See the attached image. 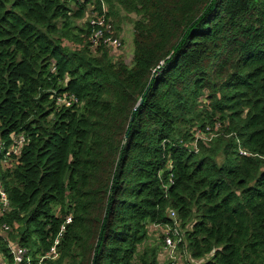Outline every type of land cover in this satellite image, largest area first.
<instances>
[{"label": "trees", "instance_id": "16d2710c", "mask_svg": "<svg viewBox=\"0 0 264 264\" xmlns=\"http://www.w3.org/2000/svg\"><path fill=\"white\" fill-rule=\"evenodd\" d=\"M103 3L115 37L137 17L131 65L91 49L102 0H0V264L62 227L42 264H172L152 226L178 264H264V0Z\"/></svg>", "mask_w": 264, "mask_h": 264}, {"label": "built area", "instance_id": "2783aa9c", "mask_svg": "<svg viewBox=\"0 0 264 264\" xmlns=\"http://www.w3.org/2000/svg\"><path fill=\"white\" fill-rule=\"evenodd\" d=\"M102 10L103 13L97 12L95 10V6L92 5L89 14L90 17L88 19H84L81 21V23L89 24L93 27L92 35L89 38L91 49L92 51L97 50L100 46H107V48H110L111 50H120L122 48V43L118 37L114 36L113 31V24L112 20L109 18L107 19V12L108 9L106 5L103 3L102 0ZM91 12H93L91 14ZM86 13V15L88 14ZM113 52V51H112ZM114 53V52H113ZM80 101L78 98H76L74 95H68L64 94L63 96H60L57 98V104L60 106H64L66 108H70L74 105H79ZM11 145L9 147L8 152L6 153L7 157H11L12 155H18L21 148L26 144V138L24 134L20 135H12L11 136ZM5 144L0 145V151L3 150ZM243 155H246L247 153L245 151H242ZM11 159L4 160L3 165L9 166ZM17 161V159H15ZM12 160V161H15ZM0 210L1 213L5 212L7 210H10V201L8 197V193L6 192L3 182L0 178ZM170 217L174 218V213H170ZM71 221L70 218L67 219V223ZM10 227L6 224L0 225V236H3L7 231H9ZM64 227L61 229V233L59 237L54 242V245L51 247L50 252L46 254V256L42 257L40 260V264H42L43 261L46 259H56L58 258V250L57 246L60 243V237L62 235V232L64 231ZM155 231H161L165 235V244H166V250L168 252V255L170 259L172 260V264H178L179 254L177 252V242L179 243L180 240L177 242L173 240L172 236L179 235V231L177 227L174 229H171L169 227L163 228L161 226H154ZM28 249L20 247L18 245H12L11 246V254L13 256V264H30V257L28 256ZM6 264V263H3Z\"/></svg>", "mask_w": 264, "mask_h": 264}, {"label": "rangeland", "instance_id": "374dc122", "mask_svg": "<svg viewBox=\"0 0 264 264\" xmlns=\"http://www.w3.org/2000/svg\"><path fill=\"white\" fill-rule=\"evenodd\" d=\"M87 11L86 13H88ZM90 17V14L88 13L85 17V19H88ZM137 19L135 14H129L126 15L123 10L120 9V17L117 19V21L120 22V41L122 43V48L120 50H111L113 57L117 60L119 57H122L124 62L127 65H131L133 61V51H134V36H133V24L132 21ZM84 23H86L84 21ZM83 23V25H84ZM67 46L73 47L71 44L66 43ZM152 232V233H151ZM151 236L152 237H159L158 232L155 231L154 227H151ZM154 235V236H153ZM140 250H143V247L140 248Z\"/></svg>", "mask_w": 264, "mask_h": 264}, {"label": "water", "instance_id": "95a60500", "mask_svg": "<svg viewBox=\"0 0 264 264\" xmlns=\"http://www.w3.org/2000/svg\"><path fill=\"white\" fill-rule=\"evenodd\" d=\"M141 104H142V102H141Z\"/></svg>", "mask_w": 264, "mask_h": 264}, {"label": "clouds", "instance_id": "9594fccd", "mask_svg": "<svg viewBox=\"0 0 264 264\" xmlns=\"http://www.w3.org/2000/svg\"><path fill=\"white\" fill-rule=\"evenodd\" d=\"M172 218V217H171Z\"/></svg>", "mask_w": 264, "mask_h": 264}]
</instances>
